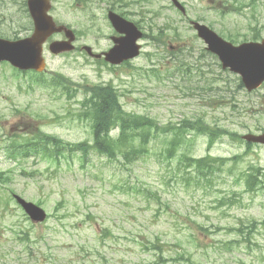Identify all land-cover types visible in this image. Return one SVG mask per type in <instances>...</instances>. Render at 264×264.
Segmentation results:
<instances>
[{
  "label": "rangeland",
  "instance_id": "obj_1",
  "mask_svg": "<svg viewBox=\"0 0 264 264\" xmlns=\"http://www.w3.org/2000/svg\"><path fill=\"white\" fill-rule=\"evenodd\" d=\"M52 1L56 17L80 32L86 22L80 0ZM180 1L187 16L171 0H105L139 24L148 37L143 52L114 68L74 53L46 55V78L64 76L75 84L69 91L40 86L38 78L0 64V264H264V181L250 191L244 176L254 166L264 169V146L248 148L241 139L264 133V86L253 93L241 87L240 77L222 69L190 26L200 21L234 44L257 35L261 42L264 0ZM23 2L0 1V17L12 24ZM86 7L93 8L84 14L89 23L107 34L109 7L94 1ZM233 8L240 11L222 13ZM99 84L113 85L129 113L166 127L203 119L204 132L176 128L192 133L186 145L173 151V136H160L149 156L131 164L93 150L85 162L81 153L68 152L56 162L53 149L11 158L14 141H33L39 131L92 146L89 123L78 119L79 102L86 87ZM217 132L222 136L212 140ZM208 142L215 144L210 156L225 159L212 180H199L180 160L183 154L207 156ZM168 151L177 153L171 161ZM12 191L51 218L31 222Z\"/></svg>",
  "mask_w": 264,
  "mask_h": 264
},
{
  "label": "trees",
  "instance_id": "obj_2",
  "mask_svg": "<svg viewBox=\"0 0 264 264\" xmlns=\"http://www.w3.org/2000/svg\"><path fill=\"white\" fill-rule=\"evenodd\" d=\"M227 1L228 0H220ZM224 2V3H227ZM222 3V2H221ZM230 6H227L228 9ZM234 7V6H233ZM232 11H240L238 8H233ZM227 13V12H226ZM258 36H254L253 40H258ZM231 37V36H229ZM232 42H238L233 39H229ZM155 41L159 43H164L162 35L157 37ZM247 41V40H246ZM23 76H34L38 78L36 84L43 87L51 88H63L66 82L70 86H75V84L67 78L61 77L60 75H53L50 78H46V74H36L34 72L21 73ZM18 73V74H19ZM84 92L87 94V99H83L81 105H84L86 110H82L78 115L80 121H85L89 123L92 134H93V147L100 154L109 157L110 159H122L126 162L132 161V156L134 160L141 159L144 155L151 152L150 144L152 140L159 138L160 136L165 137L168 134H173L174 137L170 141V145L175 149L178 145L184 143L187 139L189 131H180L175 133L174 129L176 127L197 129L199 132H204L199 124L203 120H185L179 126L174 127H164L156 119L144 115H136L126 112L119 101L118 91L112 85H92L86 87ZM29 123L25 122V126ZM118 130L115 137L111 136V132ZM27 137L30 136L28 132H24ZM34 134H32L33 136ZM220 133H215L210 135L211 139L214 140L220 137ZM35 139L33 141H25L19 143L17 148H21L27 152L34 151L36 153L48 154V152L53 149V154L56 159L64 156L66 152L77 153L82 151L84 153L86 144L85 143H69L64 142L60 138L47 135L41 131L35 132L33 136ZM242 142H244L242 140ZM213 143L209 142L208 149L213 147ZM251 148V145H247ZM86 157H83L85 162ZM239 157H234L238 159ZM219 161H224V159L211 158L209 156L205 158H194L189 154L183 155V162L188 167H193L194 171L189 173L190 176H194L197 179H207L212 180L210 176H213L216 170L217 163ZM181 165V164H180ZM246 177V185L250 191H254L257 184L262 185L264 181V169L260 167H252L249 173L244 174ZM3 178L2 175H0ZM157 201H161L159 194L153 195ZM161 204V202H159ZM157 249L161 250V246H156ZM159 261L166 262V259L160 254L158 256Z\"/></svg>",
  "mask_w": 264,
  "mask_h": 264
},
{
  "label": "water",
  "instance_id": "obj_3",
  "mask_svg": "<svg viewBox=\"0 0 264 264\" xmlns=\"http://www.w3.org/2000/svg\"><path fill=\"white\" fill-rule=\"evenodd\" d=\"M172 1L182 13H186L185 7L179 0ZM51 8L49 0L30 1L31 13L35 21V33L31 38L19 41L0 39V62H9L22 71L43 72L46 69L43 45L51 35L62 31L66 32L70 40L53 43L50 48L52 53L60 54L73 50L71 43L75 40V35L65 26H58L55 23L53 17L48 14ZM112 19L120 31L127 33V37L120 42V45L106 55L108 61L119 64L139 54V46L136 45V41L142 35L133 24L123 21L116 15H112ZM191 24L198 36L208 44L207 50L219 57L222 68H230L231 72L239 74L243 85L249 92L257 90L263 85L264 40L262 42H245L235 46L206 25L196 21H192ZM243 139L248 143L264 145V133L247 134L243 136ZM18 200L35 219L42 221L46 217L41 209L21 199Z\"/></svg>",
  "mask_w": 264,
  "mask_h": 264
},
{
  "label": "flooded vegetation",
  "instance_id": "obj_4",
  "mask_svg": "<svg viewBox=\"0 0 264 264\" xmlns=\"http://www.w3.org/2000/svg\"><path fill=\"white\" fill-rule=\"evenodd\" d=\"M2 1V0H0ZM31 0H24L22 3L23 8L20 9L15 15V19H11L12 24H7L4 20V16L0 17V38H6L14 41H19L22 39H26L31 37L35 32V21L32 17L31 9H30V2ZM98 2L100 6L109 7L104 15V20L107 22V34L101 28L100 25L96 24V22L89 23V19L85 15H90L92 7H86L87 5H91L92 2ZM20 2L17 1L16 4ZM80 20H86L85 24L83 25L82 30L80 32L72 27V25L68 22H64L56 17L54 14L55 7H52V10L49 14L54 17L55 22L58 25H64L70 28L74 34L76 35V40L74 42V50L70 52L71 54H77L81 57L91 58L99 62H105V57L98 59L94 57V54H105L107 53L114 45L113 39L117 36H121V34L117 33L113 25L109 20V13L111 11L118 13L122 17L128 19V14L126 12H122L118 9L112 8L111 6H107L105 4V0H80ZM85 14V15H84ZM83 18V19H82ZM84 22V21H83ZM102 40H105V46L102 47ZM65 42L67 41V34L65 31L58 32L50 37L44 45V56L51 55V56H63L65 54L70 53H61L59 55H54L51 50L50 46L53 42ZM93 51V54L89 52L88 49Z\"/></svg>",
  "mask_w": 264,
  "mask_h": 264
}]
</instances>
